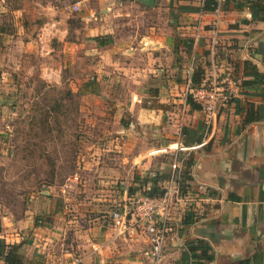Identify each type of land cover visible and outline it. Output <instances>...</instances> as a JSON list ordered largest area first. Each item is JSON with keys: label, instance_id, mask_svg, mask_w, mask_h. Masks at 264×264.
I'll return each instance as SVG.
<instances>
[{"label": "rangeland", "instance_id": "rangeland-1", "mask_svg": "<svg viewBox=\"0 0 264 264\" xmlns=\"http://www.w3.org/2000/svg\"><path fill=\"white\" fill-rule=\"evenodd\" d=\"M116 1L124 15L115 12ZM143 6L133 0H0V228L2 218L16 229L25 213L38 215L41 235L51 230L59 234L48 236L52 245L66 243L61 229L97 227L122 203L124 186L130 195H143L156 174L162 189L167 170L155 168L171 158L150 155L162 145L151 144L155 134L146 115L160 110V126L175 125L178 132L183 104H155L144 90L134 91L145 77V83L120 78L113 65L124 57L118 62L130 64L127 53L121 55L128 48L119 40L124 23L165 20ZM109 27L115 33L104 35ZM99 36L106 43L101 52L92 47ZM174 55L163 72L173 66L182 73L188 64Z\"/></svg>", "mask_w": 264, "mask_h": 264}, {"label": "crops", "instance_id": "crops-1", "mask_svg": "<svg viewBox=\"0 0 264 264\" xmlns=\"http://www.w3.org/2000/svg\"><path fill=\"white\" fill-rule=\"evenodd\" d=\"M115 3L121 8L115 12L124 15L122 3ZM199 3L200 0H154L152 7L145 6L149 15L156 13V18L165 16V20L145 23L138 19L118 26L120 43L128 47L121 55L125 52L130 57L129 65L118 62L128 59L125 57L113 63L121 71L119 77L126 75L136 83H143L145 77L143 88L135 87L134 91L144 90L156 99L155 104H183V112L175 121L178 132L174 131L175 125L160 126V116L155 113L160 110L147 113L155 134L151 144L160 140L161 146L178 139L189 146L206 141L189 155V167L183 164L184 188L191 200L157 264H264V20H257L264 17V0H227L217 20L211 13L199 16ZM249 8L257 9L254 20ZM129 26L132 28L125 31ZM114 27L104 35L114 34ZM211 44L214 61L228 72L236 93L217 114L210 131L204 126L200 110L190 108L183 96L189 68L193 75L200 67L196 71L199 79L204 75ZM96 46L92 47L101 52ZM175 53L189 59L188 64L182 73L173 71V66L163 72L162 67L173 61L170 54L173 57ZM148 164H143L145 169ZM161 169L168 173L169 165L155 168ZM155 177L156 174L151 179L158 185ZM124 197L122 193L121 201ZM27 215L16 221L21 234L10 220L6 224L8 219L2 218L5 222L1 224L0 237L19 245L18 253L28 264H35L37 257L43 264H94L93 260L96 264H151L148 245L142 238L107 242L108 230L87 223L78 231L72 227L61 229V237L70 241L52 245L50 237L59 234L48 230L49 235H41L45 229L39 216ZM6 225L11 228L7 230ZM27 231H32L29 238Z\"/></svg>", "mask_w": 264, "mask_h": 264}, {"label": "built area", "instance_id": "built-area-1", "mask_svg": "<svg viewBox=\"0 0 264 264\" xmlns=\"http://www.w3.org/2000/svg\"><path fill=\"white\" fill-rule=\"evenodd\" d=\"M214 2L213 11L210 13L217 20L224 0ZM203 3L204 0H200L199 16L206 14L202 11ZM78 5L79 3H75L73 9L77 10ZM197 32L198 28L196 37ZM213 51L214 44H211L208 49L210 59L197 86L193 87L191 82V68L185 82L186 97L198 106L203 115L204 126L210 131L217 114L227 107L236 93L228 72L214 61ZM205 143L206 141L202 140L198 144L185 146L177 139L150 152V155H168L171 158L162 193L158 196L128 195L124 186L125 197L122 203L106 214L105 220L98 224L108 230L107 242L142 238L149 248L147 255L150 263L157 264L160 261L166 241L175 236L183 210L191 200V194L184 188L183 164L192 152L202 148Z\"/></svg>", "mask_w": 264, "mask_h": 264}, {"label": "trees", "instance_id": "trees-1", "mask_svg": "<svg viewBox=\"0 0 264 264\" xmlns=\"http://www.w3.org/2000/svg\"><path fill=\"white\" fill-rule=\"evenodd\" d=\"M227 2V0H224V4ZM215 2L214 0H204L203 6H202V11L205 13H210L213 11ZM258 9V7H256ZM251 17L254 18L256 17V12L257 9L254 11L252 8H249ZM257 20L263 21L264 17H257ZM100 39L102 37H95L92 40L97 42V46H102L105 45L106 43L102 42ZM197 71V70H196ZM196 71L192 75L191 82L193 84V87H196L198 84L199 77L196 74ZM186 103L189 105L190 108L199 110L198 106L194 105L190 99L186 101ZM184 165L186 167H189L190 161L184 162ZM149 183V188L146 192L142 193L145 196H158L162 193V190H158L156 180L150 179L146 181V184ZM128 194V193H127ZM132 194L131 191H129L130 195ZM41 221V220H40ZM0 233H1V228H0ZM18 246L16 244H6L3 239H0V262L1 264H28L29 262L25 260L19 253H18Z\"/></svg>", "mask_w": 264, "mask_h": 264}, {"label": "water", "instance_id": "water-1", "mask_svg": "<svg viewBox=\"0 0 264 264\" xmlns=\"http://www.w3.org/2000/svg\"><path fill=\"white\" fill-rule=\"evenodd\" d=\"M142 4H144L147 7H152L154 0H136Z\"/></svg>", "mask_w": 264, "mask_h": 264}]
</instances>
